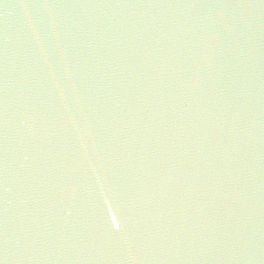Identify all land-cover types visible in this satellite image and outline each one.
Wrapping results in <instances>:
<instances>
[{
    "label": "water",
    "instance_id": "water-1",
    "mask_svg": "<svg viewBox=\"0 0 264 264\" xmlns=\"http://www.w3.org/2000/svg\"><path fill=\"white\" fill-rule=\"evenodd\" d=\"M0 264H264V0H0Z\"/></svg>",
    "mask_w": 264,
    "mask_h": 264
}]
</instances>
